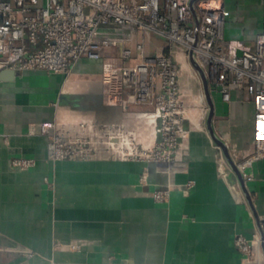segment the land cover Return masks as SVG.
<instances>
[{
    "label": "crops",
    "instance_id": "obj_1",
    "mask_svg": "<svg viewBox=\"0 0 264 264\" xmlns=\"http://www.w3.org/2000/svg\"><path fill=\"white\" fill-rule=\"evenodd\" d=\"M209 6L222 10L224 49L240 42L253 51L264 0ZM161 44L153 37L150 52ZM195 80L183 73L181 91L204 92ZM209 95L211 130L230 162L207 122L186 121L187 136L168 164L104 153L52 163L43 124L78 117L111 130L134 111L105 104L99 63L85 59L67 75L28 71L0 79V264H247L233 239H252L264 218V158L252 159L254 108L245 91L232 90L226 103ZM16 158L35 166L15 170ZM166 188L169 198L156 203L153 191ZM248 260L264 264L262 245Z\"/></svg>",
    "mask_w": 264,
    "mask_h": 264
},
{
    "label": "built area",
    "instance_id": "obj_2",
    "mask_svg": "<svg viewBox=\"0 0 264 264\" xmlns=\"http://www.w3.org/2000/svg\"><path fill=\"white\" fill-rule=\"evenodd\" d=\"M191 1L0 0V71L67 75L80 60L96 62L105 104L131 108L136 116L135 127L128 130L101 129L83 120L66 129L43 124L46 161L86 160L104 153L145 164L171 163L179 141L187 136L183 123L199 122L206 112L203 90L192 95L180 89V77L189 74V68L202 82L198 69L210 94L225 103L232 90L246 92L254 108L252 159L264 158V28L255 37L253 51L240 42L226 51L221 8L210 7V0ZM153 37L162 45L152 54ZM11 165L26 171L35 161L16 158ZM151 196L163 203L170 189ZM262 244L264 218L252 239H233L247 264Z\"/></svg>",
    "mask_w": 264,
    "mask_h": 264
},
{
    "label": "water",
    "instance_id": "obj_3",
    "mask_svg": "<svg viewBox=\"0 0 264 264\" xmlns=\"http://www.w3.org/2000/svg\"><path fill=\"white\" fill-rule=\"evenodd\" d=\"M195 1H197V0H192L191 4L193 2H195ZM197 71H198V73H199V75L201 77V81H202L203 89H204V95H205V98L207 100V104L209 106V115H208V120H207V126H208L209 133L211 134V137L214 140V142L223 149L225 157L230 162V160H229V158L227 156V153L225 151L224 145L219 140L215 139V137H214V135L212 133L210 123H211V118L213 116V105H212V102H211V99H210L207 83H206L203 75L201 74V72L198 69H197ZM15 75H16V73L11 72V71H7V70L0 71V79L11 80V79H13L15 77ZM233 169H235V168H233ZM262 247L264 249V244H262Z\"/></svg>",
    "mask_w": 264,
    "mask_h": 264
},
{
    "label": "rangeland",
    "instance_id": "obj_4",
    "mask_svg": "<svg viewBox=\"0 0 264 264\" xmlns=\"http://www.w3.org/2000/svg\"><path fill=\"white\" fill-rule=\"evenodd\" d=\"M162 45V44H161ZM161 45L159 46V47H157V48H160L161 47ZM159 51V50H158ZM157 51V49H156V51L153 49V53H155V52H158ZM152 53V54H153ZM189 75L190 76H192V75H198L194 70H192L191 68H189ZM193 76V78H194V81H196L195 79H196V76L194 77ZM195 85V84H194ZM195 87V86H194ZM196 89H197V87H196ZM203 106H205L206 107V112H205V114H204V116H203V118H202V122H207V120H208V115H209V106H208V104H207V100H206V98L204 97V99H203ZM124 112H126V113H133V110H131V108H129V110H124ZM81 120H83V121H87V120H84V119H80V118H78V117H73V119H67L66 121H64V122H62V123H59V125H60V127L61 128H63V129H66L65 127H68V125H70V124H76V123H80L81 122ZM211 120H212V118H211ZM131 121H132V124H133V126L132 127H130L129 129H131V128H133V127H135V125H134V119L133 118H131V120H130V122L128 121V120H125V123L124 124H126V123H131ZM87 122H90V121H87ZM92 124H94L93 122H91ZM123 123V122H122ZM121 125L120 127H122L123 129H127L128 130V128H126V126L125 125ZM99 128V127H98Z\"/></svg>",
    "mask_w": 264,
    "mask_h": 264
},
{
    "label": "bare ground",
    "instance_id": "obj_5",
    "mask_svg": "<svg viewBox=\"0 0 264 264\" xmlns=\"http://www.w3.org/2000/svg\"><path fill=\"white\" fill-rule=\"evenodd\" d=\"M131 117L134 119V125H135V124H136V122H135V121H136V116H135V115H132ZM137 120H138V119H137ZM140 123H142V124H143V121H141V120H140ZM145 140H147V141H148V138H147V139H145Z\"/></svg>",
    "mask_w": 264,
    "mask_h": 264
}]
</instances>
